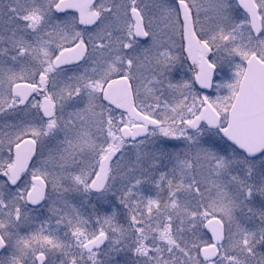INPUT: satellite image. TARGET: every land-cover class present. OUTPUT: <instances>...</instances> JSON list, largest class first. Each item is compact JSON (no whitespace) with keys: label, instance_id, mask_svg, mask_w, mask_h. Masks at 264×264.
I'll list each match as a JSON object with an SVG mask.
<instances>
[{"label":"snow or ice","instance_id":"6c2138e0","mask_svg":"<svg viewBox=\"0 0 264 264\" xmlns=\"http://www.w3.org/2000/svg\"><path fill=\"white\" fill-rule=\"evenodd\" d=\"M0 264H264V0H0Z\"/></svg>","mask_w":264,"mask_h":264}]
</instances>
